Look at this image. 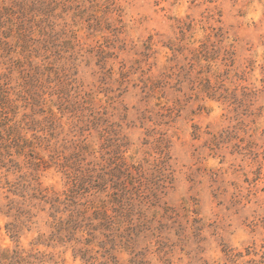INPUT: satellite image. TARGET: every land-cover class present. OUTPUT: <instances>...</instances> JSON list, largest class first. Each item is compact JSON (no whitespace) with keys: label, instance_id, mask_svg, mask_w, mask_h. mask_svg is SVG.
Returning <instances> with one entry per match:
<instances>
[{"label":"rangeland","instance_id":"1","mask_svg":"<svg viewBox=\"0 0 264 264\" xmlns=\"http://www.w3.org/2000/svg\"><path fill=\"white\" fill-rule=\"evenodd\" d=\"M59 1L69 103L37 134L0 121V264H264V0ZM92 152L137 183L93 262L49 228Z\"/></svg>","mask_w":264,"mask_h":264},{"label":"trees","instance_id":"2","mask_svg":"<svg viewBox=\"0 0 264 264\" xmlns=\"http://www.w3.org/2000/svg\"><path fill=\"white\" fill-rule=\"evenodd\" d=\"M60 4L59 0H0V121H8L9 114L26 111L17 128L21 132L37 134L46 126L57 125L53 109L58 106L62 110V105L69 103L58 79L60 71L51 63V56L59 51L57 43H62L52 22L54 8ZM10 127L13 131L14 127ZM94 154L91 153L97 159L95 168L86 170V174L79 171L80 175L72 178L71 187L54 198V208H50L52 234L64 240L70 238L75 245L82 235L86 236L85 248H80L85 256L91 254L92 247L109 255L111 250L103 241L93 244L92 240L99 235L107 238L105 233L118 231L130 217V210L125 207L132 197L128 185L137 184L120 158L109 160L104 154H99V158ZM131 169L135 173L140 171ZM22 261L25 260L13 253L9 264Z\"/></svg>","mask_w":264,"mask_h":264}]
</instances>
